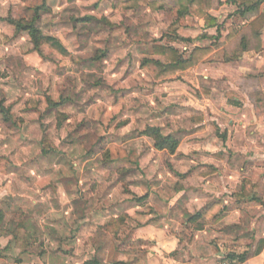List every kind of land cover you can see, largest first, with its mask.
Wrapping results in <instances>:
<instances>
[{
    "label": "clouds",
    "instance_id": "clouds-1",
    "mask_svg": "<svg viewBox=\"0 0 264 264\" xmlns=\"http://www.w3.org/2000/svg\"><path fill=\"white\" fill-rule=\"evenodd\" d=\"M0 264H264V0H0Z\"/></svg>",
    "mask_w": 264,
    "mask_h": 264
}]
</instances>
